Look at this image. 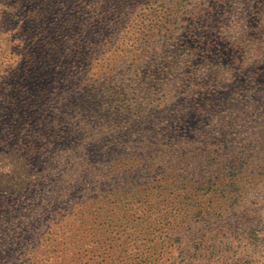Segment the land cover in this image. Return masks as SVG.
<instances>
[{
  "label": "rangeland",
  "instance_id": "obj_1",
  "mask_svg": "<svg viewBox=\"0 0 264 264\" xmlns=\"http://www.w3.org/2000/svg\"><path fill=\"white\" fill-rule=\"evenodd\" d=\"M87 3L0 0V140H16L20 115L40 112L50 124L41 90L49 87L63 97L68 117L66 138L53 154L60 163L78 164L69 175L88 165L108 169L113 183L129 180L130 195L150 205L154 192L144 182L165 157L177 172L213 184L234 172L243 194L238 221L222 228L220 238L236 241L231 253L238 243L250 247L254 238L242 232L264 226V0H136L133 12L124 9L94 26L91 49L67 79L57 84L41 72L32 75L27 52L36 36L63 38L71 23L81 22L76 17ZM204 218L215 219L212 212ZM160 241L141 235L135 260L174 264L168 243Z\"/></svg>",
  "mask_w": 264,
  "mask_h": 264
},
{
  "label": "trees",
  "instance_id": "obj_2",
  "mask_svg": "<svg viewBox=\"0 0 264 264\" xmlns=\"http://www.w3.org/2000/svg\"><path fill=\"white\" fill-rule=\"evenodd\" d=\"M115 1L116 7L109 6L112 0H89L76 17L81 22L71 23L56 42L53 33L36 36L33 51L27 52L32 60L30 73L41 72L40 76L57 84L67 79L91 49L94 26L113 13L128 8L131 12L136 5V0ZM45 68L52 70L43 72ZM41 90L48 95L44 105L50 110V124H43L40 112L20 115L16 140H0V264H148L132 255L141 246V235L148 234L168 243L174 264H246V258L258 255H262L258 264H264V252H260L264 226L244 230L242 235H250L254 242L242 249L237 241L232 253L229 247L236 241L220 238L222 228L234 229L238 221L243 194L236 173L213 184L212 179L186 169L177 172L165 157L153 167L155 175L144 182L154 192L150 205L130 195L129 180L113 183L108 169L92 171L88 165L82 174L69 175L78 164L60 163L53 154L67 135L63 97L49 87ZM168 151L172 152L168 148L164 155ZM89 175L93 183L87 188ZM161 197L167 204L161 203ZM205 200L214 202L205 207ZM210 211L212 221L204 218ZM137 226L147 231L136 232ZM224 252L229 253L225 260Z\"/></svg>",
  "mask_w": 264,
  "mask_h": 264
},
{
  "label": "clouds",
  "instance_id": "obj_3",
  "mask_svg": "<svg viewBox=\"0 0 264 264\" xmlns=\"http://www.w3.org/2000/svg\"><path fill=\"white\" fill-rule=\"evenodd\" d=\"M6 171H8V170L6 169Z\"/></svg>",
  "mask_w": 264,
  "mask_h": 264
}]
</instances>
